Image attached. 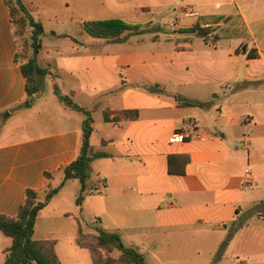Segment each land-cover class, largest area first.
Masks as SVG:
<instances>
[{
    "label": "crops",
    "instance_id": "0c3cea01",
    "mask_svg": "<svg viewBox=\"0 0 264 264\" xmlns=\"http://www.w3.org/2000/svg\"><path fill=\"white\" fill-rule=\"evenodd\" d=\"M39 1L22 0L43 23L46 35L55 15H45ZM83 2L96 9L98 19L91 21L118 18L152 27L153 15L172 2L182 7L179 17L193 19L174 28V36L149 31L153 35L147 50L128 48L133 38L105 43L91 36L64 46L43 41L38 61L53 66V75L47 77L53 92L59 79L77 81L68 96L92 117L95 111L102 113L98 128L93 117L90 138L93 152L101 156L91 164L89 186L94 189L82 205L76 202L81 182L65 181L39 213L34 239L55 240L37 237L42 217L77 218V238L83 226L77 216H88L97 232L119 233L125 247L142 250L145 264L148 258L150 264H163L160 257L175 264L173 258L183 249L210 258L209 264L230 225L238 224L212 263L228 258L224 264H264V0ZM175 13L177 20V9ZM195 26L208 29L207 37L186 31ZM50 34L58 38L65 33ZM162 44L165 47H159ZM18 52L10 7L0 0V127L21 115L17 128L0 131V214L11 217L17 216L27 189L38 191L42 201L64 181L62 168L79 156L85 120L83 113L43 89L32 105H25L28 95ZM58 86L63 92L61 82ZM135 109L136 120L104 118L105 112L113 119ZM191 122L196 131L173 142ZM170 156L189 159L183 174L170 173ZM174 163L181 169L182 160ZM46 172L52 174L50 179ZM203 235L214 240L205 248L199 246ZM55 241L63 264L64 246ZM189 241L191 245L184 244ZM12 242L0 232V264Z\"/></svg>",
    "mask_w": 264,
    "mask_h": 264
},
{
    "label": "trees",
    "instance_id": "16d2710c",
    "mask_svg": "<svg viewBox=\"0 0 264 264\" xmlns=\"http://www.w3.org/2000/svg\"><path fill=\"white\" fill-rule=\"evenodd\" d=\"M6 2L11 10L15 36L17 35L15 31L16 25L19 26L22 31L27 28H31L32 30L31 46L33 48V55L26 62L21 63V70L26 80V91L28 95V100L25 102V105L30 106L33 103L34 96L42 90L40 78L50 74L47 68L40 66L38 63V54L43 46L45 28L41 21L36 20L28 12L22 0H6ZM83 28L93 38L114 39L115 41H120L122 35L126 32H138L141 30L140 25H129L118 18L87 21L83 23ZM186 31L196 32L203 38H206L209 34L208 29H203L200 26L189 28ZM17 61H19V52L17 54ZM53 87L54 93L61 102L85 115L80 153L75 161L62 168L64 181L58 187L50 189L45 195L44 200H39L38 191L29 188L25 192V200L21 204L17 216L11 217L0 214V232L10 237L13 241L11 247L7 250L4 264H62L55 251V240L34 239L35 226L39 213L48 205L51 199L59 193L67 180L78 179L82 184L76 200L78 206L82 205L86 195L91 193L94 189L89 186L91 164L97 157H100L101 154L93 152L90 142L94 121L91 111L80 106L70 96L63 94L57 83H54ZM184 104L205 106L193 102H185ZM104 118L107 122H120L122 119L136 120L139 118V110H123L113 119L110 118L108 112H105ZM178 160H182L181 169H176L174 167V162ZM188 161L189 159L182 156H170V173L183 174ZM45 177L50 179L52 174L46 172ZM231 238L232 236L223 243L219 249L220 252H218V257H220L222 252L226 249ZM94 241L95 244L84 241V233L80 225L76 243L81 248L89 251L93 264H145L144 255L136 248L125 247L119 233H107L101 230L98 232V235L95 236ZM101 249L111 252L118 250L121 252V256L117 260L110 259L105 263L102 260L103 257L100 253Z\"/></svg>",
    "mask_w": 264,
    "mask_h": 264
},
{
    "label": "rangeland",
    "instance_id": "374dc122",
    "mask_svg": "<svg viewBox=\"0 0 264 264\" xmlns=\"http://www.w3.org/2000/svg\"><path fill=\"white\" fill-rule=\"evenodd\" d=\"M65 1L69 3L68 6L65 5ZM40 3L44 5L43 12H45V15H55V19H51L50 22V28L49 32H47L46 35L43 36L44 44L46 45H53V44H60L65 45L68 43H71L70 40L75 41H83L92 38L84 29H83V23L86 21L96 20L98 19V16L95 12L94 7H85V4L83 0H40ZM175 9L178 10V13L182 10V7L176 5V3L172 2L171 6L164 9H159L157 14L153 15L154 19V25L150 27V24H141V30L138 32L135 31H129L126 33V35H122V40L133 38L134 40H129L128 48H136V49H143L145 48L147 50V43L148 38L153 35V33L149 31H155L154 34H157L161 37L164 35L168 36H174L177 34V32L174 31V28H177L178 26H186L190 25L192 21V17H179L177 16L176 20V13ZM142 10H138V13H141ZM147 15V12H145ZM47 22V27H48ZM50 30H54L57 32H62L65 34H61L56 37H52L50 34ZM165 30V31H164ZM15 31L17 33V41L19 44V61L21 63L26 62L32 55H33V48L31 46L32 40H31V33L32 30L30 28H27L22 31V29L19 28V26H15ZM148 31V32H147ZM145 38V40H143ZM97 39V38H94ZM102 42H112L114 39H98ZM159 47H165L162 45H159ZM39 62V61H38ZM39 65L42 67H46L49 72L53 75L54 69L53 66L47 67L43 62H39ZM47 76H43L40 78L42 89L47 95L54 96V92L52 89V85L48 84ZM62 83V93L66 95L70 94V89L75 86L77 81H73L70 79H63L58 80V84ZM57 83V82H56ZM56 96V95H55ZM54 98H58L57 96ZM104 101H110V97L104 96L102 97ZM80 100L84 104H88L87 100H84V98H81ZM58 100V99H57ZM21 115H14L13 117H10L6 120V123L3 124L2 127H0V131L8 130L10 127L17 128L21 123L19 121V118ZM102 113L100 111H95L93 113V117L95 119V125L98 128L100 124H102L101 121ZM6 127V128H5ZM97 136V135H96ZM96 136L93 140V143L95 142ZM82 222V229L84 233V241L87 243L95 244L94 238L96 235H98L97 232V224L92 223V218L86 217L84 220L82 218H79ZM77 218L76 219H64L62 217L60 218H54V217H42L38 221L37 225V237H43L48 239H55L60 244L64 246L65 255L62 256L63 264H92V258L86 249H78L76 247V231H77ZM238 226V224H236ZM235 226L230 225L229 230L226 231V235L221 240V246L230 236H233V231L235 229ZM215 240L218 239V237L215 235ZM199 246L201 248H205L209 246L211 243L214 242L213 237H207L205 235L201 236L199 239ZM185 245H191L192 241L185 242ZM189 249H193L191 247H187ZM221 248V247H220ZM142 254L144 253L142 250H139ZM190 250L183 249L181 250V254L174 257L175 264H208L207 257H200L197 258L193 251V254L189 252ZM220 252V251H219ZM100 253L103 257V261L105 263L108 262V260H117L121 256V252L118 250L114 251H107L105 249H101ZM144 255V254H143ZM147 257V256H145ZM172 258L169 257H160V260L163 264H171L170 260ZM219 257L216 256L213 260H211V263L214 264V260H218ZM226 260V259H225ZM228 260V258H227ZM226 260V261H227ZM226 261H224L222 264H224ZM150 260L148 258V264H150ZM220 263V262H219ZM217 263V264H219ZM118 264V263H117ZM120 264V263H119Z\"/></svg>",
    "mask_w": 264,
    "mask_h": 264
},
{
    "label": "built area",
    "instance_id": "2783aa9c",
    "mask_svg": "<svg viewBox=\"0 0 264 264\" xmlns=\"http://www.w3.org/2000/svg\"><path fill=\"white\" fill-rule=\"evenodd\" d=\"M196 131V126L191 122L188 124L186 130L177 132L175 136L172 138L173 142H181L187 138V136H191L192 132ZM200 140H206V137H201Z\"/></svg>",
    "mask_w": 264,
    "mask_h": 264
},
{
    "label": "water",
    "instance_id": "95a60500",
    "mask_svg": "<svg viewBox=\"0 0 264 264\" xmlns=\"http://www.w3.org/2000/svg\"><path fill=\"white\" fill-rule=\"evenodd\" d=\"M151 91H152V92H155V91H157V90H155V88L152 87V88H151ZM179 100H182V98L179 97Z\"/></svg>",
    "mask_w": 264,
    "mask_h": 264
}]
</instances>
